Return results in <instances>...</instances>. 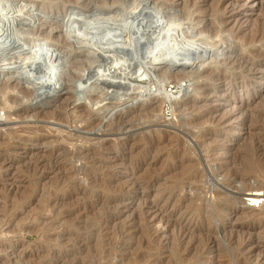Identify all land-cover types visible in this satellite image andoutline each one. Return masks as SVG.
<instances>
[{"label":"rangeland","instance_id":"1","mask_svg":"<svg viewBox=\"0 0 264 264\" xmlns=\"http://www.w3.org/2000/svg\"><path fill=\"white\" fill-rule=\"evenodd\" d=\"M129 3L0 0L1 7L9 6L13 12L34 11L37 21L29 24L35 26L34 33L27 26L15 28L25 31L29 43L43 44L62 42L63 32L53 33L50 28L64 20L104 15L119 22L118 18L131 19L133 13L160 10V20L178 17L174 21L182 25L202 20L205 28L216 33V20L224 21L218 37L233 46L242 34L235 28L246 35L264 14V0H146L145 7ZM166 5L174 13L165 12ZM233 29L234 38L227 37ZM119 33L112 34L118 35L116 40L123 37ZM205 36L198 33L194 39L204 41ZM216 40L206 44L214 45ZM45 47L34 53H44ZM207 47L205 56L212 53ZM76 59V64L73 60L64 63L63 72L70 79L66 81L68 93L62 97H70L69 101L76 97L77 80L87 76L99 60L89 58L97 60L90 65L87 58ZM40 60L32 67L40 66ZM207 62L203 68L212 69L213 64ZM131 63H135L129 68L133 76L145 69L138 56ZM12 65L16 63L8 65L10 71L15 70ZM261 68L262 78L256 82L242 78L237 70L239 78L229 83L208 81L204 86V78L198 79L199 86L209 90L211 83L219 90V86L228 89L220 96L212 92L209 98L218 99L199 110L180 113L177 109L166 119L164 103L147 116H136L135 109H130L121 122L93 112L80 116L89 107L85 95L70 102L62 115L50 116L46 112L53 102L34 104L37 90L33 85L12 72L1 75L0 83L8 81L9 88L0 94V264H264V208L252 212L242 209L240 202L250 186L264 188V65ZM61 99L56 105L63 103ZM104 100L97 106L108 109L114 105L111 102L123 103L109 97ZM243 103L248 105L243 116H250L239 127L242 116L235 108ZM213 110L216 125L197 116ZM234 128L241 129L235 133ZM67 131L72 135L68 137ZM34 136H44L45 142L32 144ZM236 151L247 157L241 161L236 156L228 163L225 154ZM81 164L83 170L77 169Z\"/></svg>","mask_w":264,"mask_h":264},{"label":"bare ground","instance_id":"2","mask_svg":"<svg viewBox=\"0 0 264 264\" xmlns=\"http://www.w3.org/2000/svg\"><path fill=\"white\" fill-rule=\"evenodd\" d=\"M128 1L131 3V6L140 7L143 5L145 7L144 3L146 0ZM259 2H261V0H259ZM1 6L2 5H0V7ZM166 6L165 12L167 11V13H172L173 9H171L168 5ZM28 7L26 6L25 8ZM147 9L150 10V8ZM13 11L14 10L9 8V6L8 8H0V76L12 72L13 75H16V78L29 82V85L31 84V86L33 85L37 90V96L34 95V97L36 96L34 104H41L40 101L42 100L53 102V108L46 112L49 113L50 116L52 115L58 117L62 115L69 106L70 102H77L85 95L87 98L86 105L89 107L86 109L87 112L84 111L80 116L93 112L94 114L102 116V118H106V116H108V119H116V121L121 122L122 118L127 117V115L131 112L130 109H135L133 111L136 116H147L152 115L159 104L165 103L167 107L166 119H169L168 115H172V113L177 109L180 110V113L185 111L190 113L193 110H199L200 107H203V105H207L218 99L215 98V100H212L211 97L209 98V95L212 92L219 94L220 96L225 94L228 90L227 89L225 91L224 88L220 86L219 90L218 87L215 88L217 85L213 86L212 83L210 84V86H212L211 90H209L205 87H201V85L199 86L198 79L204 78V86H206L209 85L208 81H226L229 83L236 77L239 78V76L235 74V70H237V74H240L242 78L247 76V80L251 79L253 82L258 81L263 75L261 72V66L264 65V14L261 21L258 23L254 22L255 24H252V30L246 35L243 33L244 30L241 28H235L237 33H242L237 36L239 43L235 44L236 46L227 45L228 39L226 40L221 36L218 37L217 33L224 31V26H222L224 21L221 22L216 20L218 32L216 33V30H214L216 35L213 36L212 34L214 31H209L211 27L210 29L207 27L205 28V22L202 23V20L200 22L199 20L195 21L192 19L190 22L187 21L190 24L185 25H182V22H177V20L174 21V19L178 17L174 18L173 21H165L166 19L163 16L165 20H160L158 19L160 10H156L145 15H141L140 13V15H136L138 13L134 15L133 13L131 19L123 20V18L120 17L121 21L119 18L117 20L119 22H114L115 18L104 15L103 17L85 15L79 18L77 16L78 19L76 21H74V18L72 19L70 16V20L63 19L64 21H62V24H57L50 28V32L53 33L59 31L63 32L64 38L62 39V42L60 41L61 39H59L58 42L53 40L50 43L46 42L47 44H43L36 41L29 43L26 37L23 36L25 31L23 32L17 29L19 26H27L29 27L28 30L30 29L29 31L35 30V26L29 25L37 21L35 20L37 19V16L34 11L30 8H28V11L23 12L21 10L15 12ZM16 12L19 13L14 14ZM145 12L147 13L148 11L145 10L144 13ZM160 16L162 15L160 14ZM189 19L190 17L188 20ZM199 22L200 25L198 24ZM16 26L17 28H15ZM134 27H137L135 32L133 31ZM58 28L60 29L58 30ZM114 30L117 34H120L119 32H121V36L123 37L116 40L115 37L118 35H115V37L112 35L115 32ZM235 31L234 29L230 30L227 33V37L234 38L233 33L235 34ZM32 32L34 33V31ZM198 33H204V35H207L205 36L206 39L204 41L200 40L201 42L195 41L194 37H196ZM211 35L212 37H210ZM214 37L217 38L216 43L214 45L213 43H209L210 45H207V40L212 38L214 39ZM28 45L30 47L32 46L33 49L29 50V47H27ZM45 45L46 47L44 53H34L36 48L44 47ZM205 46H208L207 48L210 52H212L209 55L204 53L206 56L203 55ZM82 47H85L86 49L82 50ZM201 48L204 49L202 50ZM244 50L246 51L245 54L243 53ZM123 52H125V54ZM200 52L202 53L199 54ZM126 53L128 54L127 56ZM25 54H27V56H25ZM22 55H24V57ZM15 56L20 57L16 59ZM81 56L85 58L84 60H86V58L88 60L89 58L96 57L99 59L98 64L93 66L92 64H94L95 61L97 62V60L89 59L92 68L90 67V71L87 68V73L89 71L88 75L77 80L78 85H75L77 92L75 95L76 97L73 101H69L68 99L70 97H62V95L68 93L67 87L69 84H67L66 81L70 79L68 77V73L63 72L64 66H66L64 63L70 62L71 60L75 62V60H77L76 58L79 57L80 61L83 62L84 60ZM137 56L143 62L142 65L145 66V69L142 70V72L139 69L141 74L133 76V72L130 71L129 68L130 64L135 65V63H131V61L136 59ZM109 57L113 58L109 60ZM24 58L29 59L25 60ZM36 60L42 61V64L40 66L36 65V67L33 68L32 63H35ZM204 61H209L207 63L213 64L212 67H209L212 69H208V67L203 68L206 63H204ZM14 62L16 65L12 66L15 67V70L10 71V69H8L10 66L8 67V65L13 64ZM76 63L77 62H75V64ZM198 63L200 65H198ZM134 65L133 67H135ZM13 67L11 69H13ZM136 72L138 73V71ZM149 73H153V76ZM189 78L194 81L189 83ZM189 86L192 87L190 88ZM8 88V81L0 83V94L4 95ZM202 88L205 89L201 90ZM199 94L201 95L199 96ZM101 95H104V97H101ZM108 97L117 102L122 100L123 103L120 102L115 105V102H111L114 105L111 108H108L109 110L105 109L106 107L104 108V106L102 108L98 107L99 105L97 106V104ZM59 99L63 100V103L56 105ZM4 101H6V99ZM121 104H124L125 106L118 107L119 105L121 106ZM29 105H31V109L33 106L32 104ZM94 106L95 108H93ZM247 106L248 105L246 103H243L241 106H236L235 108V112L240 114H238V116H242V123H239V127H242V125L246 123V118H249L250 116V114L243 116V111ZM57 109L60 110L57 111ZM101 110L102 112H100ZM19 111L20 110H18V112ZM107 112L110 114L106 115ZM214 112L215 110L211 111V113L200 111V114L197 116L203 118V121H209L211 123L216 120V116H211ZM2 114H4V112ZM195 118L196 117H194V119ZM213 124L216 125L215 122L211 125ZM239 129L234 128L231 130L236 133L239 132ZM66 134H68V137L72 135L71 131H67ZM250 138H253V136ZM44 139V136H34L30 139V141L32 144L37 145L39 142L43 143ZM246 144V141L243 142L241 148H246ZM74 153L75 151H71V154ZM225 155L227 162L231 163L234 162L233 158L238 156L241 160L244 158L246 153H237L236 151V153L227 152ZM172 159L174 160V157ZM227 162H223V164ZM82 166L83 164H81V166H77V169L83 170ZM250 187V191L243 193V198L240 199V202L243 203L241 206L242 209L253 212L260 208H264V206L256 208L246 204V198L254 197L253 195L259 189L252 188V186ZM251 215L252 214H250V216Z\"/></svg>","mask_w":264,"mask_h":264},{"label":"built area","instance_id":"3","mask_svg":"<svg viewBox=\"0 0 264 264\" xmlns=\"http://www.w3.org/2000/svg\"><path fill=\"white\" fill-rule=\"evenodd\" d=\"M253 196L246 198V204L256 208L264 206V188L258 189Z\"/></svg>","mask_w":264,"mask_h":264}]
</instances>
